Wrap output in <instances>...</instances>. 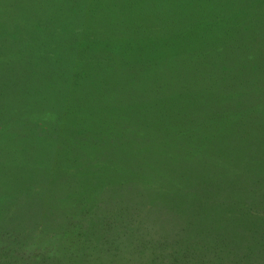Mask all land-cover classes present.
Wrapping results in <instances>:
<instances>
[{"label":"rangeland","instance_id":"374dc122","mask_svg":"<svg viewBox=\"0 0 264 264\" xmlns=\"http://www.w3.org/2000/svg\"><path fill=\"white\" fill-rule=\"evenodd\" d=\"M0 264H264V0H0Z\"/></svg>","mask_w":264,"mask_h":264},{"label":"trees","instance_id":"16d2710c","mask_svg":"<svg viewBox=\"0 0 264 264\" xmlns=\"http://www.w3.org/2000/svg\"><path fill=\"white\" fill-rule=\"evenodd\" d=\"M186 33H187V32H186ZM144 38H145V37H144ZM155 39H156V38H151V39H148V40H147V38H145V40L148 41V42L154 41ZM167 39H169V38H167ZM156 40H157V39H156ZM161 40L164 41V38H162Z\"/></svg>","mask_w":264,"mask_h":264}]
</instances>
